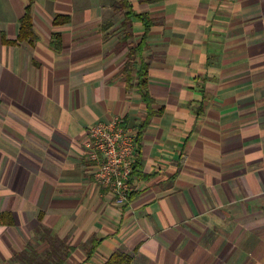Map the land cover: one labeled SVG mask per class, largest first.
<instances>
[{"label":"crops","instance_id":"obj_1","mask_svg":"<svg viewBox=\"0 0 264 264\" xmlns=\"http://www.w3.org/2000/svg\"><path fill=\"white\" fill-rule=\"evenodd\" d=\"M28 5L0 0V264H264V0H33L36 40L4 43ZM129 11L152 23L141 56L162 110L117 207L84 142L146 119L122 73L144 34L132 18L124 39Z\"/></svg>","mask_w":264,"mask_h":264},{"label":"built area","instance_id":"obj_2","mask_svg":"<svg viewBox=\"0 0 264 264\" xmlns=\"http://www.w3.org/2000/svg\"><path fill=\"white\" fill-rule=\"evenodd\" d=\"M137 130L120 116L96 122L87 130L85 160L94 166L95 184L107 191L117 207L128 205L135 187L130 183L138 150Z\"/></svg>","mask_w":264,"mask_h":264},{"label":"trees","instance_id":"obj_3","mask_svg":"<svg viewBox=\"0 0 264 264\" xmlns=\"http://www.w3.org/2000/svg\"><path fill=\"white\" fill-rule=\"evenodd\" d=\"M33 3V0H30V5H28L25 10L24 13L22 15V17L20 18L19 22H18V35H17V39L16 41L13 42H9V41H3L6 44L9 45H14L16 43H20V42H28L30 44H33V42L36 40V37L32 31V18H31V5ZM124 39H128L131 37V19L132 18H136L138 20L141 21V23L144 26V34L140 39V42L137 46H135L134 48L130 49L128 56H127V61L124 64V67L122 69V73L124 75V81L126 84V88L130 89V88H135L137 94L140 96L142 103L145 105V110H146V119L145 121L142 123V126H140L139 130L137 131V137H136V142L138 143V150H137V154L135 157V161H134V166H133V170H132V176L133 174L135 175V173L138 170V151H139V135H140V130L143 129L147 123L149 122V120L156 115H159L161 113L162 108H158V109H154L155 107V103L154 100L152 99V97L149 94L148 91V63L146 61L143 60L142 58V52L146 47V38L147 35L150 31L151 28V21L149 20L148 17L144 16V15H135L134 13H132L131 11L127 12L124 16ZM68 19L66 18H56L53 21L54 25H59V24H63L65 22H67ZM58 50V49H56ZM140 59V65L138 67V69L135 72V85L132 84V79H131V75H132V71H133V65L134 62L136 60V58ZM11 217L9 214H5L2 213L0 214V225L2 224H11ZM52 247L53 243L50 244ZM97 246V242L96 241H92L91 242V246L90 249L87 251L86 255L87 257H89L93 251L96 249ZM55 251V250H54ZM53 252V250H52ZM131 261V258L125 254L116 252L114 254H112L110 256V258L108 259V261H106L105 264H129Z\"/></svg>","mask_w":264,"mask_h":264}]
</instances>
